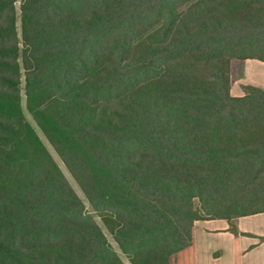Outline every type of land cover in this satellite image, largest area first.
<instances>
[{"label":"trees","instance_id":"1","mask_svg":"<svg viewBox=\"0 0 264 264\" xmlns=\"http://www.w3.org/2000/svg\"><path fill=\"white\" fill-rule=\"evenodd\" d=\"M233 59L264 61V0H0V264H168L195 220L264 211Z\"/></svg>","mask_w":264,"mask_h":264},{"label":"crops","instance_id":"2","mask_svg":"<svg viewBox=\"0 0 264 264\" xmlns=\"http://www.w3.org/2000/svg\"><path fill=\"white\" fill-rule=\"evenodd\" d=\"M246 86L264 89L263 60H231L230 93L242 96ZM168 264H264V211L230 221L195 220L191 246L173 255Z\"/></svg>","mask_w":264,"mask_h":264},{"label":"rangeland","instance_id":"3","mask_svg":"<svg viewBox=\"0 0 264 264\" xmlns=\"http://www.w3.org/2000/svg\"><path fill=\"white\" fill-rule=\"evenodd\" d=\"M17 8L19 6V2H17L16 4ZM19 35H20V32H19ZM22 105L24 106V116H25V119L30 122L35 128V122L33 120V117L31 115L30 112H28V110L25 109V103H26V100H25V96L23 95L22 96ZM36 131L39 135V137L41 138L42 142L45 144V146L49 149V151L51 152L54 160L56 161V163L59 165V167L61 168L62 172L64 173L66 179L68 180V182L70 183V185L72 186V188L75 190V192L78 194V196L83 200L86 208L93 213L92 209H91V206L89 205L88 201L86 200L84 194L82 193L80 187L77 185V183L75 182V180L72 178V176L70 175V173L68 172V170L66 169L65 165L63 164V162L60 160L59 156L56 154V152L53 150V148L51 147V145L49 144V142L47 141V139L45 138V136L43 135V133L38 130L36 128ZM95 219L96 221L101 224L100 220H99V217L95 216ZM110 239V238H109ZM111 240V239H110ZM112 241V240H111ZM124 259V258H123ZM124 261L127 263V261L124 259Z\"/></svg>","mask_w":264,"mask_h":264}]
</instances>
